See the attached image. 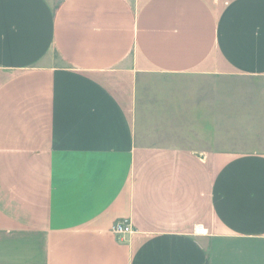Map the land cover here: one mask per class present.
<instances>
[{"label": "crops", "instance_id": "0c3cea01", "mask_svg": "<svg viewBox=\"0 0 264 264\" xmlns=\"http://www.w3.org/2000/svg\"><path fill=\"white\" fill-rule=\"evenodd\" d=\"M0 264H264V0H0Z\"/></svg>", "mask_w": 264, "mask_h": 264}, {"label": "rangeland", "instance_id": "374dc122", "mask_svg": "<svg viewBox=\"0 0 264 264\" xmlns=\"http://www.w3.org/2000/svg\"><path fill=\"white\" fill-rule=\"evenodd\" d=\"M61 1L62 0H51V2L53 3L54 7H57ZM148 76L149 77H148V80L146 81V83L150 84L148 87H149L151 93H153L155 91V89L160 88L161 86H163V84H162L163 82L172 80L170 76H167V75H164V74L152 73V74H149ZM188 76H194V75H190L189 74V75H181V76H178V77H182L183 78V77H188ZM217 87L220 88L221 92H227L228 85L220 84V85H217ZM232 87H236V86H232Z\"/></svg>", "mask_w": 264, "mask_h": 264}, {"label": "built area", "instance_id": "2783aa9c", "mask_svg": "<svg viewBox=\"0 0 264 264\" xmlns=\"http://www.w3.org/2000/svg\"><path fill=\"white\" fill-rule=\"evenodd\" d=\"M111 230L118 236L128 235L133 232L131 223L126 219H119L115 221L112 225ZM196 230L201 234H208V229L205 228L202 224L198 225Z\"/></svg>", "mask_w": 264, "mask_h": 264}]
</instances>
